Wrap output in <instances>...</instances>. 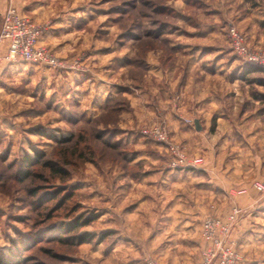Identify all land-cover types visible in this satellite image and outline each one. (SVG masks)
<instances>
[{"label":"rangeland","instance_id":"rangeland-1","mask_svg":"<svg viewBox=\"0 0 264 264\" xmlns=\"http://www.w3.org/2000/svg\"><path fill=\"white\" fill-rule=\"evenodd\" d=\"M249 1L0 0V31L8 9L16 8L42 25L41 43L73 65L20 63L22 74L0 78V264H201L205 219H226L233 208L241 209L235 199L253 191L262 206L254 217L264 226V192L253 186L264 183V72L247 75L241 85L248 95L232 100L230 110L197 109L206 131L189 147L173 137L167 117L169 106L184 104L180 83L148 69V59H159L165 70L176 68L178 43L246 64L233 47L230 26L251 50L264 53V10L258 9L264 0ZM248 92L261 99L242 116ZM159 126L190 161L236 171L228 173L235 188L215 199L212 213L201 215L192 231L182 216L195 207L172 200L193 192L204 200L212 192L189 187L196 180L187 172L200 168L170 167L166 145L143 133ZM38 154L39 164L29 168L25 159ZM149 169L183 170L184 177L149 176ZM244 180L249 186L239 190ZM242 215L241 209L232 232ZM88 219L78 231L62 230L65 223ZM83 232L94 240H71ZM123 234L131 238L115 246ZM239 250L251 264H264V239H250Z\"/></svg>","mask_w":264,"mask_h":264},{"label":"crops","instance_id":"crops-1","mask_svg":"<svg viewBox=\"0 0 264 264\" xmlns=\"http://www.w3.org/2000/svg\"><path fill=\"white\" fill-rule=\"evenodd\" d=\"M248 2L250 1L248 0ZM0 7H2L1 4ZM3 9L6 10L5 4L3 6ZM258 9H260V13L263 14L264 6L259 7ZM260 24L264 26L263 19L260 21ZM259 41L263 43L264 38L262 36H259ZM176 47L182 50L181 59L175 62L176 68H173L172 70L170 69V71L165 70L164 68L159 66V59H157L156 62L153 61L155 63L148 59V69L149 72L155 71V74H165L164 77H166L167 79L170 78V75H173V78H176V82L178 81L180 83L178 92H180V102L183 101L184 104L182 103L180 106H178V104H175L174 108H171L169 106L167 108V117L170 124L173 126V130L171 129L173 137L176 140L182 141L184 144L187 143L189 147H192V145L194 146V144L195 146H197L195 141L197 140V138H199V134L206 131L207 126L205 123H203L204 117L197 114V109L213 111L212 113L221 109L225 111L226 108L227 110H230V104L232 100H234L235 102H241V94L244 92L245 95H248L246 94L245 89L242 88L241 84H244V80L248 78L247 75H249L250 72L258 70H255L251 65L247 63L245 64L238 62L236 58L232 59L231 56L227 57V55H223L225 53H203V46H189L185 43H178V45L176 44ZM190 48H193L194 50H190ZM209 48L214 49V46H210ZM23 72L24 69H22V65L20 63H0V78L8 77L10 75L19 76ZM216 78H222L221 84L216 83ZM248 93L250 97H246V99H244L242 103L243 107H241L240 111V115L242 116L246 114V111H248L247 109L249 107L251 108V105H253V103H257L258 100L261 99V96H257L258 94H256L255 92ZM193 101H196V104L194 106H189V103ZM184 118H193L194 121L196 119H199L202 127L201 130H198L195 124L194 126L186 124L182 120ZM246 120L247 119H245V121ZM232 124L233 121H230L229 125ZM212 168L213 165L208 164L206 167L204 166L201 169L188 171L187 174H191L193 180H196L192 181L195 183L189 185V187L192 186V188L199 190L205 189L206 192L211 191L213 195L207 194L205 196V199L201 200V198L195 197V192L191 193V197L187 195L188 197L186 198L181 197V193V195L179 194L180 197L177 196V193L175 195V200H172L176 205L180 203L179 200L182 199L184 201H190V205L195 207V213H189V215H185L184 217L182 216V220L186 222V226L188 227L189 231H192L193 227H196L195 224L198 222V218L201 217V215L202 217L205 216L204 218H206L207 215L212 213V209H210V207L214 206L213 201L215 199L221 201V198L225 196V191L235 188V186L232 185V181H230V179L228 178V173H230V175L232 173L231 170H233V174L234 172L236 173L234 169ZM148 172L149 176L161 175L164 178L166 177L167 179L169 177H171L172 179L174 178V180H183L184 177V175L182 174L184 172L183 170L175 171L171 169L167 171V169H149ZM237 172L239 174H242L243 170H239ZM247 182L248 181L245 182L244 180L245 184ZM162 184H165L164 187L168 186L167 182H164ZM248 186L249 183L244 185V187H240L239 190L246 189V187ZM162 188L163 186L161 185L160 189ZM254 194H256V192L254 193L253 191L245 195H240L235 199L236 203L234 205H238L241 207V209L243 210V215L236 223L231 237L238 242V245L241 249L250 242V239H264V226L259 228V223H256V218L254 217L256 210L260 209L262 206L255 199ZM203 205H206V208L204 207L202 210L200 207ZM196 214L200 215L197 216ZM130 238L131 236L129 235H121L118 241L115 243V246H118L122 242V240L120 239L128 240ZM245 261L247 262L245 263ZM241 264L251 263L249 258L245 257Z\"/></svg>","mask_w":264,"mask_h":264},{"label":"built area","instance_id":"built-area-1","mask_svg":"<svg viewBox=\"0 0 264 264\" xmlns=\"http://www.w3.org/2000/svg\"><path fill=\"white\" fill-rule=\"evenodd\" d=\"M44 28L32 19L23 15L16 8H10L4 15L0 31V63H29L65 69L73 65L67 63L54 53L52 49L41 43ZM229 37L237 54L248 64L264 69V53L251 50L245 43V37L234 26L229 28ZM193 123L192 119L187 120ZM143 133L152 136L159 143L165 144L174 169L202 168V159L189 160L181 151L180 146L169 142L168 133L164 127L145 129ZM256 190L264 192V183H253ZM241 213L239 207L232 209L226 219L220 216H209L202 225V237L205 247L202 251L201 264H240L243 257L236 240H231L232 229L237 216ZM152 264H157L152 261Z\"/></svg>","mask_w":264,"mask_h":264},{"label":"trees","instance_id":"trees-1","mask_svg":"<svg viewBox=\"0 0 264 264\" xmlns=\"http://www.w3.org/2000/svg\"><path fill=\"white\" fill-rule=\"evenodd\" d=\"M252 67L255 70L264 72V69H262V68L255 67V66H252ZM51 136H53V135H51ZM70 140H71V138H62L60 141L64 143V142H68ZM39 158H40L39 154L37 155V157L27 156V158L25 159V161L27 162L26 165L30 168V167H32V166H34L36 164H39V162H40ZM53 170L56 173H65V174H67V172L64 169H53ZM90 220H92V219H88L84 223H82L80 221H76L74 223H65L64 226L62 227V230L65 231V232H68V233H73L75 231H78L81 227L86 226L90 222ZM69 238L70 237L64 238V239H62V241H69ZM71 240L74 241L75 243L77 242L78 244H83V243H87V242H92L94 240V236L92 234H88V233L83 232V233L78 234L77 236H73ZM4 258H5V256L3 257V255L0 254V261H2Z\"/></svg>","mask_w":264,"mask_h":264},{"label":"water","instance_id":"water-1","mask_svg":"<svg viewBox=\"0 0 264 264\" xmlns=\"http://www.w3.org/2000/svg\"><path fill=\"white\" fill-rule=\"evenodd\" d=\"M194 123H195V126H196V128L198 129V130H201V124H200V121H199V119H196L195 121H194Z\"/></svg>","mask_w":264,"mask_h":264}]
</instances>
